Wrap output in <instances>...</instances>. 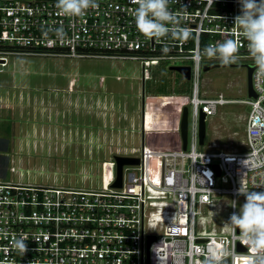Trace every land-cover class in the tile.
<instances>
[{
    "label": "built area",
    "instance_id": "built-area-1",
    "mask_svg": "<svg viewBox=\"0 0 264 264\" xmlns=\"http://www.w3.org/2000/svg\"><path fill=\"white\" fill-rule=\"evenodd\" d=\"M96 2V8L81 16H67L59 14L57 0H0V44L16 49H0V55L139 60L141 146L130 148L129 153L120 148L111 151L109 160L101 163L99 189L0 179V264H173L174 242L186 252L177 264H203L210 253L220 262L228 258L229 264H248V248L237 238L240 230L234 231L228 221L237 212L241 185L264 192V187H257L256 171L243 168L253 149L264 158V84L254 85V68L255 97L239 100L222 92L207 95L201 89L202 67L219 63L202 55L206 46L234 39L239 44L238 58H252L246 39L233 25L240 12L238 0H170L169 8L180 18V26L189 30L187 40L145 37L135 24L138 5L133 0ZM60 27L62 36L55 31ZM159 61L190 67L189 95L176 97L173 87L169 94H145V82L151 79L145 67ZM181 95L187 96V103L179 104L176 114L180 120L182 107H188L186 148L181 143L178 149L146 144L145 132L159 129L155 118L145 129L150 104L173 101L174 96L178 100ZM231 103L250 106L243 150H198L200 111L206 121L219 106ZM175 131L179 133V121ZM114 155L139 159L138 164L123 166L121 187H111ZM21 236L26 254L11 246L13 238ZM150 236L154 239L149 242Z\"/></svg>",
    "mask_w": 264,
    "mask_h": 264
},
{
    "label": "rangeland",
    "instance_id": "rangeland-1",
    "mask_svg": "<svg viewBox=\"0 0 264 264\" xmlns=\"http://www.w3.org/2000/svg\"><path fill=\"white\" fill-rule=\"evenodd\" d=\"M15 60H19L14 66V79L18 82L8 83L10 75L6 72H10L11 63ZM8 61L9 65L2 68L0 81H5L2 86L10 84L13 90L16 89L15 101H10V105H14L17 112L12 121L8 120L3 125V133L13 136L10 124L17 127L19 122L26 119L25 123H28L29 119L41 121L40 128L44 129V133H39L44 136H37L31 142L33 153L28 155L31 160L27 167L22 168V177L9 172L6 179L45 186L99 189L100 174L103 173L101 163L109 160L111 151L120 148L129 153L130 148L141 146L142 67L139 60L20 53L9 57ZM252 63L253 58L243 57L237 58L234 64ZM168 67L167 61L153 62L145 67L146 75H151V79L145 82V94L154 96L161 81L166 80L167 85L173 87L176 97L189 95L191 82ZM201 89L207 95L222 92L228 98L249 99L247 69L234 65L202 72ZM176 97L171 98L173 101H159L151 106L152 111L160 113L156 121L163 124L161 126L157 122L159 129L145 132V143L149 146L168 149L180 147V136L175 131L179 121L176 110L179 104L187 103V96L178 100ZM172 105L177 106L174 108ZM249 110L250 106L244 103L219 106L216 114L208 116L205 121L204 143L198 150H243L245 116ZM17 113L19 118H24L22 121ZM77 121L83 125H74ZM21 130V137H27V126ZM43 137L46 143H43ZM213 142L217 146H212ZM244 201L243 195L237 197V212Z\"/></svg>",
    "mask_w": 264,
    "mask_h": 264
},
{
    "label": "clouds",
    "instance_id": "clouds-1",
    "mask_svg": "<svg viewBox=\"0 0 264 264\" xmlns=\"http://www.w3.org/2000/svg\"><path fill=\"white\" fill-rule=\"evenodd\" d=\"M138 5L134 12L137 29L147 38L160 40L171 37L176 40H187L190 33L180 26V18L170 10V0H133ZM240 12L234 18V27L247 41L249 54L253 58L255 71L253 82L264 84V0H238ZM56 8L60 15L81 16L90 8H96V0H57ZM62 36V27L55 29ZM167 51V48L164 49ZM239 44L234 39L206 46L202 55L216 58L222 65L234 64L238 58ZM243 168L256 171L260 177L257 187H264V158L253 149L243 160ZM238 195L245 197L244 203L234 212L228 223L239 229L238 239L248 248L251 257L250 264H264V192L248 191L243 185L238 189ZM11 246L26 254L28 247L23 236L13 238ZM175 252L173 264L182 261L186 252L174 242ZM195 264V262H193ZM203 264H221L215 253H210Z\"/></svg>",
    "mask_w": 264,
    "mask_h": 264
},
{
    "label": "crops",
    "instance_id": "crops-1",
    "mask_svg": "<svg viewBox=\"0 0 264 264\" xmlns=\"http://www.w3.org/2000/svg\"><path fill=\"white\" fill-rule=\"evenodd\" d=\"M14 55L16 54L0 55V73H3L2 72L3 67H6L7 65H9L8 58ZM18 62L19 60L13 61L11 63L12 69L10 70V72H6V74L10 75L8 76V81H7L8 83L18 82L17 80L14 79V71H16L14 70V66H15V63H18ZM4 82L0 81V179L9 180V179H6L7 174L9 172H11L12 174L16 173L19 176V178L22 177V172H21L23 170L22 168L27 167V165L29 164V159L31 160V158L28 157V155L30 153H33L31 152L32 150L31 142L37 136L38 138L39 136L41 137L44 136L43 135L44 129L40 128L41 121H37V120L34 121V120L27 119L28 123H25L26 119L25 121H22L21 119H24V118H19L18 113H17L18 118L22 122H19L17 127L15 126V124L10 122L11 123L10 124L11 133L13 130V136L4 135L3 125L6 124L8 120L12 121V117H14V115L17 112L14 109V105H10V101L12 102L15 101L14 96H16L15 95L16 89L13 90L10 84H8L7 86H2L4 85ZM74 125L80 127L83 124L78 123L77 121ZM25 126H27V130H26L27 137L25 136L24 138V137H21V135L23 134L21 128L23 127L25 129ZM41 131L43 132L42 134L39 133ZM77 134L79 135V132H77ZM26 140H27V143H24V141ZM43 140H44L43 143H46V139H44V137L42 141ZM21 147H23L24 150ZM33 147H35V145H33ZM23 152H24V155H23ZM35 153L37 154L38 152H35Z\"/></svg>",
    "mask_w": 264,
    "mask_h": 264
},
{
    "label": "water",
    "instance_id": "water-1",
    "mask_svg": "<svg viewBox=\"0 0 264 264\" xmlns=\"http://www.w3.org/2000/svg\"><path fill=\"white\" fill-rule=\"evenodd\" d=\"M244 66L247 69V92L249 97H255V92L252 88L251 84V73L255 68L254 64H230V65H222L221 63H214V64H207L202 67V70L208 71L212 68L216 67H228V66ZM169 70L176 71L180 73L185 79L190 78V67L189 66H176L171 65L169 66ZM187 118H188V107L184 105L182 107V112L179 120V133L181 137V145L182 148H186L187 142ZM206 133V124H205V113L200 111L199 113V124H198V137H199V144L202 145L204 143V137ZM113 159L115 160V167H116V174L115 180L111 184V187H121L122 185V168L124 165L128 164H138L139 159L137 157L131 156H122V155H114ZM154 239L153 236L149 237V242ZM221 264H229V259L226 258L221 262Z\"/></svg>",
    "mask_w": 264,
    "mask_h": 264
},
{
    "label": "trees",
    "instance_id": "trees-1",
    "mask_svg": "<svg viewBox=\"0 0 264 264\" xmlns=\"http://www.w3.org/2000/svg\"><path fill=\"white\" fill-rule=\"evenodd\" d=\"M0 49L4 50V51H14L16 49H14L12 46L7 45V44H0ZM161 86L158 87V94H169L171 87L167 85L166 80H162L161 81Z\"/></svg>",
    "mask_w": 264,
    "mask_h": 264
},
{
    "label": "bare ground",
    "instance_id": "bare-ground-1",
    "mask_svg": "<svg viewBox=\"0 0 264 264\" xmlns=\"http://www.w3.org/2000/svg\"><path fill=\"white\" fill-rule=\"evenodd\" d=\"M150 105H154V103ZM150 110H151V106L148 107L145 113V129H148V130L150 129L152 118H155L157 120L158 116L160 115L158 111H152V110L150 111Z\"/></svg>",
    "mask_w": 264,
    "mask_h": 264
}]
</instances>
